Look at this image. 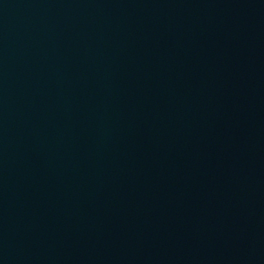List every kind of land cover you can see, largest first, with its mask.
Returning <instances> with one entry per match:
<instances>
[{"label":"water","instance_id":"obj_1","mask_svg":"<svg viewBox=\"0 0 264 264\" xmlns=\"http://www.w3.org/2000/svg\"><path fill=\"white\" fill-rule=\"evenodd\" d=\"M0 264H264V0H0Z\"/></svg>","mask_w":264,"mask_h":264}]
</instances>
